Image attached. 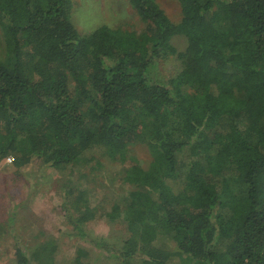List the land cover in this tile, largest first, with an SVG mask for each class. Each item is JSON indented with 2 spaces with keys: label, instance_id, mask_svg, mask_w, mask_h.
<instances>
[{
  "label": "trees",
  "instance_id": "1",
  "mask_svg": "<svg viewBox=\"0 0 264 264\" xmlns=\"http://www.w3.org/2000/svg\"><path fill=\"white\" fill-rule=\"evenodd\" d=\"M176 1L177 21L156 0H129L138 31L80 33L73 0H0V162L77 166L110 184L120 173L129 188L108 206L90 207L82 190L76 215L64 206L69 233L106 264H264V0ZM176 34L181 69L160 81L153 61L175 53ZM133 142L148 146L147 168L126 161ZM174 176L178 192L165 181ZM96 217L125 223L119 246L85 231ZM14 256L87 264L89 251L66 257L49 239Z\"/></svg>",
  "mask_w": 264,
  "mask_h": 264
},
{
  "label": "rangeland",
  "instance_id": "2",
  "mask_svg": "<svg viewBox=\"0 0 264 264\" xmlns=\"http://www.w3.org/2000/svg\"><path fill=\"white\" fill-rule=\"evenodd\" d=\"M71 21L80 33H87L100 25L119 27L123 30L138 31L140 19L129 0H73ZM165 14L177 21L180 7L176 0H156ZM175 53L166 52L155 58L154 77L165 81L176 75L181 69L178 52L186 47V38L176 34L170 39ZM2 32L0 29V56L3 53ZM126 161H135L140 167L147 168L151 162V153L143 142L129 143ZM82 168L59 170L51 165L33 158L30 163L16 168L11 158L0 162V264H15L16 248L26 250L34 248L39 242L52 239L58 251L66 257L74 252L77 246H84L89 251L87 264H106L108 253L94 245L80 240L72 232L71 221L67 220L65 207L72 215H76L74 201L80 190L84 192L90 207L108 206L112 203L113 191L125 192L129 186L119 180L110 184L106 173L90 178L91 169L85 168V174L79 173ZM105 172V171H104ZM166 183L173 192L182 189L184 181L179 176L167 178ZM72 190L69 191V186ZM233 190L235 184L230 183ZM70 220V219H69ZM90 237L107 241L119 246L127 237L125 223L119 219L109 221L105 217H96L84 224ZM69 253V254H68ZM186 256H180L177 263L190 264Z\"/></svg>",
  "mask_w": 264,
  "mask_h": 264
}]
</instances>
